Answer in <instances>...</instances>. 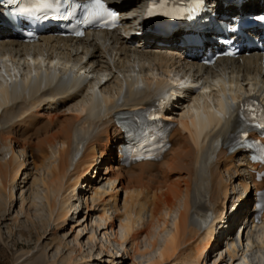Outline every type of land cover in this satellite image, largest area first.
<instances>
[{"label":"bare ground","instance_id":"obj_1","mask_svg":"<svg viewBox=\"0 0 264 264\" xmlns=\"http://www.w3.org/2000/svg\"><path fill=\"white\" fill-rule=\"evenodd\" d=\"M142 4L143 0H128L118 8L129 12L133 21L140 14ZM258 9L264 10V0L249 1L241 10ZM215 10L236 11L223 3L216 4ZM144 33L142 38L130 39L118 32L94 33L74 42L52 32L42 42L29 45L4 27L0 19V147L10 145L12 152L10 158L0 160V220L7 219L18 202L19 212L31 218L30 211L37 206L33 198L37 194L34 191L37 178L26 193V185L19 184L27 170V152L31 150L32 163L36 166L40 162L42 167L49 159L50 150L57 147L55 159L40 179L49 222L57 231L69 225L71 211L79 209L80 199L90 212L100 200L102 214L94 223L100 232L104 231L105 237L113 236V241L122 247L128 243L120 251L109 252L107 248L106 252L111 254L109 263L124 264L123 257L143 255L152 248L153 257L133 264H206L203 260L220 243L217 233L231 216L227 206L231 184L226 175L235 177L243 191L232 205L234 214H242L227 235L236 233L241 241L238 231L241 226L242 232H247L246 241L251 244V236L258 227L250 206L254 204L253 189L264 188V180L255 182L252 166L243 152L229 154L225 149L237 122L224 109L221 97L230 106H240L252 94L264 97V56L255 52L238 59H219L215 67L198 65L193 78L204 83L202 90L184 93L167 109V119L179 124L171 133L170 149L159 162L123 167L121 156L114 152L123 143V134L113 115L122 108L152 99V88L170 84L188 66L183 57L188 51L182 53V40L177 34L164 37ZM48 70H53L56 77L46 78L43 84L38 75ZM16 88H21V93ZM66 104L73 114H50L49 109L56 110ZM45 106L49 113L40 124L43 114L39 110ZM99 165L110 174L105 178L106 184L121 182L125 192L121 208L118 197L113 199V207L103 200L108 188L97 187L89 179V174ZM173 175L179 177L171 180ZM17 186L21 191L20 201L14 192ZM84 186L87 190H83ZM73 198H76L74 202ZM176 210L174 227L159 244L152 229L160 222L165 227L168 221L163 213ZM17 220L18 217L13 221ZM117 223L120 234L116 231ZM206 228L211 229L205 240ZM144 232L151 235L152 242L142 249L139 239ZM37 234L38 244L42 237ZM97 239L92 231L88 240L96 243ZM75 242L78 251H83L81 242L77 239ZM231 245L227 253L236 261L239 251L234 243ZM43 246L39 244L34 253L23 252L21 258L26 260L20 264H47ZM100 249L104 251L105 245ZM94 257L91 254L77 260L71 256L62 264H91L97 259ZM244 264L260 263L246 258Z\"/></svg>","mask_w":264,"mask_h":264},{"label":"rangeland","instance_id":"obj_2","mask_svg":"<svg viewBox=\"0 0 264 264\" xmlns=\"http://www.w3.org/2000/svg\"><path fill=\"white\" fill-rule=\"evenodd\" d=\"M140 2H137L139 5ZM145 5V1L143 0L142 6ZM143 9V7L141 8ZM138 18L134 17V20L136 21ZM3 74H6L5 71H2ZM69 104H66L63 107H60L58 109H49L50 114H65L70 115L73 114V111L68 110ZM46 109V106L44 109L39 110V113L43 117L41 118V121H39L40 124H43L45 122V117L49 113ZM20 134V133H19ZM17 152H19L21 149L16 147ZM113 150V148H112ZM57 151V147L53 148V150H50V156L47 161H45L44 166L41 167V163L37 162L36 166L32 163V152L31 150H28L27 152V170L24 172V175L21 176V180H19L20 186L26 185L24 188V193H26L27 188L31 185V182L37 178V182L34 185V191L37 193L33 198L35 197V201L37 202V206L32 208L31 218L28 219L24 213L19 212V202L17 203L16 207H13V209L10 211L9 216L7 219H1L0 220V264H20L24 260H26V257L21 258V255L23 252L30 251L31 253L36 252L38 249L39 244H44L43 251L45 253V261L47 264H52L53 262L57 264H62V262L65 261L66 258H69L73 256L74 258L81 259L82 257L90 256L91 254L95 256L94 258L96 261L92 262L91 264H111L109 263V260L111 259V254L109 253L112 250L120 251L127 247L128 243H125L122 247L121 245L114 242V237L111 236L105 237L104 231L100 232L101 230L96 226L94 223V220L97 219L98 215H101V201H97L95 203V210L89 211V209H86L85 206H82L81 199L78 201L80 202L79 209H72L71 212H73V215L69 218V225L65 226L64 228L60 230H56L54 225L49 222V214L47 212V207L45 204V201L43 199V187H41L40 179L44 176L46 167L49 166L55 159V154ZM115 152V151H114ZM11 146L5 145L0 147V160H5L10 158L11 156ZM116 154V153H115ZM29 165V166H28ZM101 167V169H100ZM108 172L105 170L104 166L99 165V168L92 170V172L89 174V179L91 178L92 182L95 183V186L101 187V188H108V193H106L103 197V200L109 201L108 204L113 207V199L118 197L119 207L121 208L123 205L125 192L123 189H121L122 185L121 182H113L111 185L106 184L105 178L110 177V174L107 175ZM179 177V175H173L171 177V180L176 179ZM104 178V179H103ZM226 179L230 181V188H231V199L229 201L228 210H229V216L227 226H225L221 229V232L218 235V246L215 247V250H213V254L207 256L203 261L206 262V264H244L245 259L247 260H253L257 263L264 264V222L260 223L254 233L252 234L251 238V244L246 241L247 234L243 236V241L241 237V241L238 238L237 234L233 233V235L229 236L228 231L229 229L234 226L237 217L239 216L238 213L234 214L232 211L233 203L237 202L238 195L242 194V188L238 184V181H235L236 178L232 177L230 178L229 175H226ZM235 181V183H234ZM25 182V183H21ZM23 184V185H22ZM115 188L110 190L111 188ZM235 188V190H233ZM86 187H83V190H85ZM87 190V189H86ZM235 191V193H233ZM14 192L16 193V200L20 201L21 198V191L18 188V186L15 188ZM87 192V191H86ZM30 192L27 193V196ZM87 195H90V193H87ZM237 195V196H236ZM76 200V198H73V202ZM91 203V199H89ZM16 203V201H15ZM110 207V208H111ZM99 210V211H97ZM75 211V212H74ZM113 211V210H112ZM111 211V212H112ZM110 212V213H111ZM109 213V215H111ZM165 215L166 220L168 221L165 227H163L162 222L155 224L154 228L152 229V233H154L155 238L157 239L158 243L160 244L164 238V236L171 232L173 229V224L175 221V218L178 214V210L171 212V213H163ZM242 214V213H241ZM237 215V216H236ZM241 216V215H240ZM18 217V220L14 222L13 220ZM145 219H148V215H145ZM85 221V222H84ZM80 222V223H79ZM79 223V225H78ZM78 225V226H77ZM228 228V230H227ZM10 229V230H9ZM57 231V232H56ZM80 231V232H79ZM92 231L96 232L97 234V241L90 242L88 240L89 236L92 234ZM116 231H119L120 229L117 223ZM37 232L42 237V240L40 243L37 244V240L39 238ZM55 232L57 233L56 236H54ZM79 234V236H78ZM110 234V231H109ZM237 236V237H236ZM57 237V239H56ZM237 238V239H236ZM75 239L78 240V242H81L83 246V251H78V245L75 242ZM62 240L60 243L59 241ZM140 246L143 249V247H148L152 242L151 235H148L147 232L142 233L141 237L139 239ZM232 243H234V246L236 247V250L239 251L237 257H235V260H232L227 251L232 248ZM105 245L106 249L104 251H101L100 247L101 245ZM250 244V246H249ZM109 248V250L107 249ZM108 250L109 252H106ZM155 255V251H153L152 248H150L147 253L145 254H135L132 256H125L122 259V262L124 264H133V263H142L147 261L148 259L153 257ZM88 260V259H87ZM121 264V263H119Z\"/></svg>","mask_w":264,"mask_h":264},{"label":"snow or ice","instance_id":"obj_3","mask_svg":"<svg viewBox=\"0 0 264 264\" xmlns=\"http://www.w3.org/2000/svg\"><path fill=\"white\" fill-rule=\"evenodd\" d=\"M12 4L16 7L13 9L14 13L25 17H35L36 13H47L49 11L60 13L61 9L68 6L67 11L61 13L64 16H72L76 9H80L88 17H97L104 19L105 25L114 24L117 20V15L109 11L106 8L103 0H91L88 3H76L74 0H11ZM168 0L160 4V8H164ZM160 14L170 15L168 11H163ZM147 15L154 16L157 15V4L155 0L148 8ZM42 18H47L45 15ZM82 35V33H78ZM244 106H242L243 111Z\"/></svg>","mask_w":264,"mask_h":264}]
</instances>
